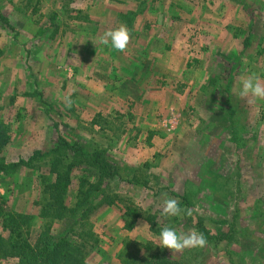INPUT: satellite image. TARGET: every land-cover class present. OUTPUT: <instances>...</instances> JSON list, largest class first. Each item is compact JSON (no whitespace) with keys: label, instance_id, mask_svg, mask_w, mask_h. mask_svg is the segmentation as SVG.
<instances>
[{"label":"rangeland","instance_id":"374dc122","mask_svg":"<svg viewBox=\"0 0 264 264\" xmlns=\"http://www.w3.org/2000/svg\"><path fill=\"white\" fill-rule=\"evenodd\" d=\"M0 15V117L12 133L0 157L64 138L103 148L118 169L104 192L117 202L85 218L96 241L77 239L86 264H151L159 251L180 264H264V100L237 94L252 73L264 83V0H0ZM121 24L131 32L124 52L98 43ZM46 169L0 173L7 210L38 214ZM93 173L73 172L68 205ZM166 198L192 215H161ZM125 203L140 212L131 229ZM165 226L207 243L162 248Z\"/></svg>","mask_w":264,"mask_h":264},{"label":"trees","instance_id":"16d2710c","mask_svg":"<svg viewBox=\"0 0 264 264\" xmlns=\"http://www.w3.org/2000/svg\"><path fill=\"white\" fill-rule=\"evenodd\" d=\"M0 18L4 19L1 15ZM11 136L9 123L0 117V154L10 143ZM41 165L47 169L39 174L44 202L38 214L7 210L6 200L0 196V260L14 258L15 261L10 264H86L84 249L77 239L88 241L89 238H94L96 241L95 233L85 218L98 206H112L117 202V194L104 192L109 187V181L118 174V169L103 148L90 151L64 138H59L49 150L34 149L29 155L19 156L12 161L0 157V173L6 175L12 174L21 166L33 168ZM81 167L85 170L90 168L94 172V179L80 176L75 201L68 205L66 194L71 185L72 174ZM142 184L145 185V182ZM100 197L104 200H98ZM122 209L123 227L131 229L137 217H140L139 208L125 203ZM76 210L80 214L59 234H54L53 223L72 216ZM154 218L155 215L145 216L150 222V229L159 232L153 226ZM36 219L42 220V226L32 242L31 226ZM74 236L76 239H73ZM153 257L151 264H180L171 262L160 251Z\"/></svg>","mask_w":264,"mask_h":264},{"label":"clouds","instance_id":"9594fccd","mask_svg":"<svg viewBox=\"0 0 264 264\" xmlns=\"http://www.w3.org/2000/svg\"><path fill=\"white\" fill-rule=\"evenodd\" d=\"M130 40L131 32L124 24L113 29H108L98 37V43L109 46L119 52H124L127 49ZM93 42L95 44L97 43V41ZM240 85L241 87L237 93L240 97L243 98L250 95L253 99L249 102L264 100V83L260 81V78L255 73L242 79ZM72 91L74 92L75 89ZM62 99L67 107H72L74 101L71 92L63 95ZM161 215L166 217L181 215L191 216L192 210L181 208L179 201L175 198H166L163 202ZM206 243L207 241L204 235L195 230L186 233H178L175 228L165 226L160 231L159 245L162 248L170 249L172 252H183L185 249L202 248Z\"/></svg>","mask_w":264,"mask_h":264},{"label":"crops","instance_id":"0c3cea01","mask_svg":"<svg viewBox=\"0 0 264 264\" xmlns=\"http://www.w3.org/2000/svg\"><path fill=\"white\" fill-rule=\"evenodd\" d=\"M10 142H11V141H10ZM7 146H8V145H7ZM39 148H40V147L37 146L35 149H39ZM30 153H31V152H30ZM30 153H29V154H30ZM29 154H28V155H29ZM19 156H24V157H25V156H27V155H26V154H21V155L19 154ZM129 181H130V180H129ZM136 181H137V180H136ZM131 200H132V199H131ZM129 234H130V233H129ZM130 235H131V234H130ZM130 237H131V236H130ZM131 238H132V237H131ZM121 262H122V261H120V263H121Z\"/></svg>","mask_w":264,"mask_h":264}]
</instances>
